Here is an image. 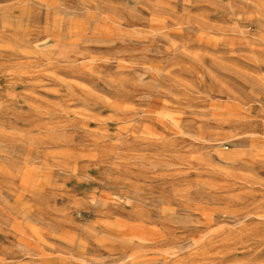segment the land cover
<instances>
[{
	"label": "rangeland",
	"instance_id": "obj_1",
	"mask_svg": "<svg viewBox=\"0 0 264 264\" xmlns=\"http://www.w3.org/2000/svg\"><path fill=\"white\" fill-rule=\"evenodd\" d=\"M0 264H264V0H0Z\"/></svg>",
	"mask_w": 264,
	"mask_h": 264
}]
</instances>
